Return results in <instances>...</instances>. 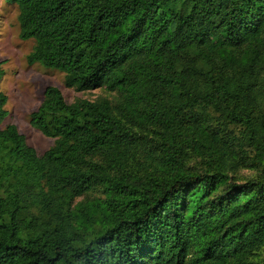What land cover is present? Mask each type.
Listing matches in <instances>:
<instances>
[{
    "label": "trees",
    "instance_id": "obj_1",
    "mask_svg": "<svg viewBox=\"0 0 264 264\" xmlns=\"http://www.w3.org/2000/svg\"><path fill=\"white\" fill-rule=\"evenodd\" d=\"M4 1L29 64L118 100L47 86L38 154L0 91V264H264V179L227 175L264 159V0Z\"/></svg>",
    "mask_w": 264,
    "mask_h": 264
},
{
    "label": "rangeland",
    "instance_id": "obj_2",
    "mask_svg": "<svg viewBox=\"0 0 264 264\" xmlns=\"http://www.w3.org/2000/svg\"><path fill=\"white\" fill-rule=\"evenodd\" d=\"M34 44L33 39L23 40L19 36L17 5L0 0V61L4 69V75L0 80V91L7 96L5 109L8 112L1 127L4 128L8 124L16 125L19 132L25 136L27 143L38 154H42L53 145L55 138L47 137L35 129L30 123V114L40 106L47 86L58 87L67 103L78 99L100 100L105 98L111 102L113 107H116L118 94L104 87L87 91H77L67 87L64 83L63 72L42 67L38 63L29 64L27 62V55L32 51ZM208 113L215 124L219 122L217 112L209 109ZM226 129L233 130L236 134L241 130L232 125H227ZM245 156L247 160L244 163L227 171L228 181L233 179L236 182H244L251 178L264 179V159L256 157L250 147H246ZM186 161L188 165L194 167V170H201L204 166V159L195 156L192 152L188 153ZM99 195L101 194L98 190L91 191L87 195L76 198L75 202ZM263 258L264 247L255 256L258 261Z\"/></svg>",
    "mask_w": 264,
    "mask_h": 264
}]
</instances>
